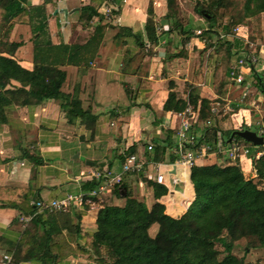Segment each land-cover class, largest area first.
<instances>
[{"label":"trees","instance_id":"obj_1","mask_svg":"<svg viewBox=\"0 0 264 264\" xmlns=\"http://www.w3.org/2000/svg\"><path fill=\"white\" fill-rule=\"evenodd\" d=\"M54 1L57 0H40L38 4L31 5L29 0H0V19L8 23L9 29L18 23L28 24L33 43V67L27 69L13 58L21 42H2L0 39V44L5 45V52H0V125L6 123L10 107L39 105L49 99L59 101L67 122L79 120L89 127L94 125L96 116L82 107L77 92L74 90L70 94L62 91L66 78L62 66L88 67L98 53L107 28H117L114 40L123 41L125 37H132L140 52L145 47L150 49L164 33L174 30L183 37L182 41L193 34L203 38L216 34L217 39L211 44L216 52L222 53L215 67V75L219 78L229 76L230 59L241 49L238 39H228L226 36L232 34L235 26L246 24L247 19L264 11V0H244L241 9L230 7V0H195V12L207 22V27L197 34L180 22L177 0H166L164 19L167 28L158 31L153 0H149L144 28L146 46L142 31H135L129 26L113 25V17L120 8L119 0H89L76 10L77 22L88 32V38L83 43L68 44L53 43L51 40L47 5ZM103 2L111 7L113 5L109 14L111 17L107 18L99 11ZM172 84L170 81L169 92L162 107L164 111H179L190 103L195 108L199 107L202 122L212 115L211 102L194 93L191 85L187 97L181 98L172 89ZM125 91L130 94L128 89ZM245 128L253 129L246 125L240 129ZM233 131L220 132L221 142L228 146L231 140H237L252 146L249 155L252 162L250 172H245L238 160L227 157L214 163L192 166L190 180L194 198L179 217L165 213L164 204L158 201L167 193L165 185L148 179L142 172L137 175L153 190L156 201L149 207L132 194L130 183L125 178L128 174L124 175L121 183L112 189L117 197L124 198V203H100L95 231L82 244H70L63 232V228H69L70 215L78 216L76 206L46 211L42 215L35 213L34 205H29V189L0 186V206L12 207L32 215L19 240L7 250L11 264L25 261L57 264L77 253L87 256L94 264H244V259L232 252L238 240L247 239L246 248L264 249V153L258 157L255 155L264 145H253L237 135L231 137ZM164 132L160 141L152 142L153 149L143 153L147 160H175L172 152L175 145L173 130L167 128ZM218 141V129L205 126L199 142L216 149ZM130 153H137L135 144L118 155L119 169L125 156ZM27 154L26 151L24 156ZM34 160L35 164L42 162L39 158ZM107 167L111 168L109 165ZM98 183L96 179L84 182L83 206L99 202L98 195L89 194ZM153 224H157L158 228L154 235H150L149 228ZM217 243L223 247L222 255L216 247Z\"/></svg>","mask_w":264,"mask_h":264},{"label":"crops","instance_id":"obj_2","mask_svg":"<svg viewBox=\"0 0 264 264\" xmlns=\"http://www.w3.org/2000/svg\"><path fill=\"white\" fill-rule=\"evenodd\" d=\"M119 1L120 8L113 17V25L129 26L135 31H142L146 42L144 28L149 0ZM39 2L40 0H29L31 5ZM88 2L89 0H57L47 5V13L51 9L53 14L48 17L53 43L86 41L88 32L78 24L76 10ZM177 2L178 18L182 23L180 1ZM153 8L157 30H166V0H153ZM63 9L67 10V14ZM258 15L264 31V11ZM187 16L188 22L182 24L192 28V32L207 27L205 19L192 15V12ZM115 17H118L117 21ZM58 19H62L63 24H58ZM238 26L239 36H234L232 32L226 38L238 39L241 43L240 54L246 48L249 51L247 54L256 57V61L249 62L250 59H247V64L241 67L243 82L240 84L234 83L228 75L219 78L215 75V67L222 56L211 44L216 41V34L208 38L193 34L182 41L183 37L174 30L164 33L156 45L150 49L145 47L140 52L132 37L123 38L124 42L114 40L117 28H107L98 53L88 67L62 66L66 71L62 91L70 94L74 90L77 92L82 107L96 116L94 125L89 127L79 120L67 122L59 101L54 99L34 106L10 107L6 123L0 125V186L29 189L30 206L38 199L48 202L68 193H85L84 176L90 169L96 165H109L118 170V155L127 147L135 144L137 153L143 155L148 141H160L164 137V130L169 127L170 121L167 117L169 111H164L162 107L169 92L170 81L179 97L186 98L191 85L194 93L208 99L210 105L216 108V112L210 116L209 124L201 122L198 125L199 134L207 125L218 129L219 138L220 132L240 129L243 125L252 126V110L258 114L264 112V39L260 38V34L264 32H257V38L253 39V32L247 23ZM109 30L113 32L109 33ZM19 42L21 44L13 58L21 66L32 69V39ZM0 52L4 53L5 50ZM237 58L235 54L231 57L229 67ZM126 89L130 94H127ZM258 130L261 133L264 131V123L259 124ZM79 146L85 147L87 153L91 151L82 162L76 160L80 152L76 155L72 153V149ZM26 151L28 154L24 156ZM223 157L211 155L205 159L198 158L197 165L214 163ZM35 158L42 162L35 164ZM87 161L93 162V165L87 164ZM240 166L245 172L251 171L249 155L241 159ZM171 172L176 182L169 187L165 185L167 193L158 201L164 204L165 213L179 217L193 200L194 189L190 180V168L177 165ZM129 183L131 186V181ZM132 187L139 188V197L143 196L141 200L147 206L150 207L156 201L152 188L145 181L140 184L133 182ZM98 196L99 202L87 207L82 204L74 205L78 216L71 214L69 228H63L70 244H82L87 236L93 234L96 214L100 203H104V197L109 198L106 204L124 203L115 202L117 196L112 189L105 190ZM35 209V213L45 215L46 210ZM31 217V214L27 215L15 208L0 206V264H5L3 256L10 255L7 250L19 240ZM155 226L157 231L158 225ZM19 264L38 263L25 261ZM57 264L94 263L87 256L77 253Z\"/></svg>","mask_w":264,"mask_h":264},{"label":"built area","instance_id":"obj_3","mask_svg":"<svg viewBox=\"0 0 264 264\" xmlns=\"http://www.w3.org/2000/svg\"><path fill=\"white\" fill-rule=\"evenodd\" d=\"M112 9L113 7L106 6L104 11L103 9L102 11L99 9V11L105 15H109ZM115 20L117 21L118 17H115ZM201 30L202 29H196L195 32L200 34ZM239 30L240 27L235 26L233 28V35L239 36ZM243 53H245V49L241 50L242 56L237 58L232 65H230L229 76L236 84L243 82L241 67L247 64V59H250L249 62L256 61L254 55L253 57L246 53L243 55ZM210 112L212 114L215 113L216 108L212 106ZM167 117L170 121L168 128L173 130V138L175 142L172 152L176 158L173 162H155L147 160L143 155L130 153L125 156V159L118 170L108 168L107 166L90 169L89 172L85 174L84 178L86 180L96 179L99 183L89 192V194L98 195L105 190H111L116 184L121 183L124 175H138L140 172H142L148 179L169 187L170 184L176 182V179L172 177L171 172L174 166L183 165L191 168L192 166L197 165L198 158L205 159L211 155L216 157L224 156L230 158V160H238V163L240 164L241 159L244 156L250 155L251 146L237 140H231L229 145L226 146L222 144L220 137L216 149H212V146L207 143L199 142L201 134H199L195 128V126H198L199 122H202L199 118V107L195 108L190 103H187L182 110L169 111ZM171 122H173L172 125ZM205 122L206 124H209L210 117H207ZM262 133H264V131ZM145 146L147 151L153 149V143L151 141H148ZM263 153L264 148L262 150H257L255 155L258 157ZM149 165L153 168L152 173H147ZM84 195L85 193H68L62 198L51 199L48 202L38 199L33 202V205L38 211L46 210L51 212L59 209H68L72 205H81L83 203ZM3 259L5 260V264H8L11 261V256L6 254L3 256Z\"/></svg>","mask_w":264,"mask_h":264},{"label":"rangeland","instance_id":"obj_4","mask_svg":"<svg viewBox=\"0 0 264 264\" xmlns=\"http://www.w3.org/2000/svg\"><path fill=\"white\" fill-rule=\"evenodd\" d=\"M178 1H180L179 9H181V13L183 15L182 16V23H187L188 22V16L187 15L189 14V12H192V15H195L198 18L201 17L194 10L193 6H194V1L195 0H178ZM243 2H244V0H230V5H231L230 7L241 9V5L243 4ZM106 6H109V5H107L106 3L105 4L103 3L101 5L100 10L102 11V9H103V11H104ZM52 16H53L52 10L50 9L48 11V17H52ZM71 17H72V15H71ZM106 17L107 18L111 17V15H106ZM259 17H260V15L254 17V18L252 17L251 19L247 20V24H248V26L250 27V29L253 32V35H251L253 37V39L257 38V36H256L257 32L260 33L261 31H263L262 28H261L262 21L260 20ZM201 18L204 19L203 17H201ZM60 23L63 24V20L62 19H58V24H60ZM0 28H1L0 39H1L2 42H19V41H25V40H31L32 39V32H31L30 27H29L28 24H20V23H18V24H15L12 28L9 29L8 23H6V22H4L3 20L0 19ZM108 32L112 33L113 31L109 30ZM260 38L263 40L264 39V34H260ZM3 49L5 50V45L4 44H0V51H2ZM16 50H17V48L15 49V51ZM239 51L240 50H238L237 53L235 54L236 58L237 57L240 58L242 56V54H240ZM245 53L246 54L249 53V51L246 48H245ZM245 53H243V55ZM128 85H129V83H128ZM252 113H253L254 123L250 127H255V128H253V130H255L258 133H261V130H258V128H259V124L264 123V112H262L261 114H258L253 109ZM200 123L201 122H199V124ZM249 146H251V145H249ZM251 148H252V146H251ZM78 152H80V156L77 157L76 160H78L80 162L84 161L85 158L88 155L91 154V151H88V153H87L85 151V147H82V146H79V147H76V148L72 149V153L73 154L76 155ZM139 155H141V154H139ZM97 164H98V161H97ZM98 166L99 165H96V167H98ZM152 172H153V168L151 167V165H149L147 173H152ZM125 178L128 181H131L130 188H131L132 194L135 197H137L138 199L141 200V197H143V196L139 197V195H140L139 188H137V189L133 188L132 184H133V182L136 183V184L137 183L140 184V183L144 182L142 180V178L140 176L135 175V174H131V175L128 174L127 176H125ZM107 199H109V198L108 197H104L103 198V202L104 203H108ZM116 201H120V202H116ZM115 202L116 203H123L124 202L123 197H116ZM155 225L156 224H154V226H151L149 228V234L150 235H154L155 234V232H156V230H155L156 226ZM246 245H247V239L242 238V239L238 240L235 243V245H234V247L232 249V252L236 256L242 257L244 259V264H264V249L263 248H252V247L246 248ZM216 247L219 249V251L221 252V255H222L223 247L219 243L216 244Z\"/></svg>","mask_w":264,"mask_h":264},{"label":"water","instance_id":"obj_5","mask_svg":"<svg viewBox=\"0 0 264 264\" xmlns=\"http://www.w3.org/2000/svg\"><path fill=\"white\" fill-rule=\"evenodd\" d=\"M63 12L65 14H67L66 9H63ZM234 135H237V136L241 137L242 139H244V140H246V141H248V142H250L256 146L264 145V133L260 134L253 129H249V128L235 129L231 133V137H233ZM87 164L93 165V162L87 161Z\"/></svg>","mask_w":264,"mask_h":264}]
</instances>
